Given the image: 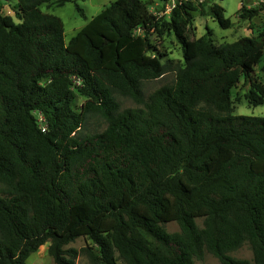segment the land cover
Here are the masks:
<instances>
[{"label": "trees", "instance_id": "trees-1", "mask_svg": "<svg viewBox=\"0 0 264 264\" xmlns=\"http://www.w3.org/2000/svg\"><path fill=\"white\" fill-rule=\"evenodd\" d=\"M77 1L57 5L84 16ZM52 2L0 11V264H27L47 242L54 264L79 252L91 264H195L206 252L264 264V116L234 114L232 96L240 85L250 107L264 102V20L216 45L207 28L195 37L190 0L150 22L141 0H114L65 42L61 19L41 10ZM207 14L230 27L220 5ZM152 33L174 36L182 65L161 62ZM167 71L173 83L145 98L143 83ZM92 116L101 132L84 131ZM80 237L91 244L65 248ZM245 244L251 260L230 256Z\"/></svg>", "mask_w": 264, "mask_h": 264}, {"label": "rangeland", "instance_id": "rangeland-1", "mask_svg": "<svg viewBox=\"0 0 264 264\" xmlns=\"http://www.w3.org/2000/svg\"><path fill=\"white\" fill-rule=\"evenodd\" d=\"M58 0H53L49 5H42L41 10L51 13L61 19L64 25V40H68L76 34L93 16L98 14L102 9L107 7L114 0H79L77 5L82 9L84 16L76 10L74 3H66L62 7H58ZM177 0H141L142 14L146 22L156 19L166 20L169 16L170 9L174 2ZM185 1V0H178ZM196 7V11L192 12V26L194 28L195 37H201L206 34V28L211 31V39L216 45L230 43L237 40L240 37L254 36L260 29V26L264 20V10L260 15L251 20H243L239 17V9L242 5L246 8H257L264 5V0H190ZM218 4L223 9V15L230 20V27L223 30L219 27L218 23L207 14V9L212 4ZM16 0H0V11L3 15H9L14 18V9ZM136 33H141L137 30ZM150 40L157 51L162 55L161 62L168 65L170 68L176 65H182V52L177 44L174 36L171 34H165L158 36L152 33ZM174 80V73L167 71L160 78L145 81L143 83V93L147 98L155 90L164 85L172 84ZM246 92V88H242L239 85L237 89L232 90L233 98L237 97L241 99L238 103L234 104V114L247 115V116H264V102L257 107H250L246 101L242 98ZM77 104L82 102V98L77 96ZM117 100L121 109L137 108L138 106L128 98L117 96ZM39 123L40 115L34 113ZM105 128L104 122L96 117L92 116L87 118L84 123L83 129L88 133L101 132ZM196 223L199 227L202 226V219H196ZM164 228L168 233H174L179 231V227L175 222H169L164 224ZM91 242L87 239L80 237L69 243L65 248H74L80 251ZM48 245L45 243L40 246L34 253H32L27 259V264H54L51 257L48 255ZM230 256L238 259L251 260L252 254L248 245H243L240 249L230 253ZM76 264H91L83 255L79 252L76 259ZM195 264H220V262L211 254L205 253L201 261L195 260Z\"/></svg>", "mask_w": 264, "mask_h": 264}, {"label": "built area", "instance_id": "built-area-1", "mask_svg": "<svg viewBox=\"0 0 264 264\" xmlns=\"http://www.w3.org/2000/svg\"><path fill=\"white\" fill-rule=\"evenodd\" d=\"M39 120H40V121H42V118H41V116H40Z\"/></svg>", "mask_w": 264, "mask_h": 264}]
</instances>
